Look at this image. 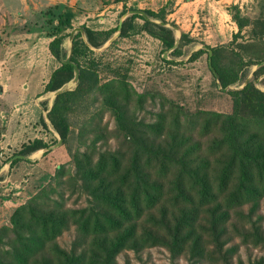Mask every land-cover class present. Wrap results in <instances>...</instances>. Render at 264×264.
Masks as SVG:
<instances>
[{
  "label": "trees",
  "instance_id": "16d2710c",
  "mask_svg": "<svg viewBox=\"0 0 264 264\" xmlns=\"http://www.w3.org/2000/svg\"><path fill=\"white\" fill-rule=\"evenodd\" d=\"M145 12L165 24L132 14L120 30L119 26L107 30L83 26L84 31L75 34L71 59L80 67L79 82L55 97L48 118L67 143L70 115L98 91L116 119L111 135L118 146L115 150L87 146L73 153L71 172L66 165L58 168L57 177L66 189L88 196L86 206L69 207L45 189L20 205L10 225L0 228V264H113L125 250L151 247H164L173 256L187 255L192 263L233 264L237 247L228 246L232 238L264 246L262 225L253 217L264 198V90L256 85L261 77L264 84V17L253 19L233 5L230 14L238 31L228 44L208 46L210 68L217 72L222 89L239 82L247 66L259 65L242 88L228 89L231 112L190 110L162 97L154 120L145 121L130 113L133 104L143 107L145 93L125 78L101 82L99 63L89 56L92 47H101L116 31L120 37L129 36L136 18L144 20L141 29L159 39L164 52L170 50L176 33L166 25V7ZM73 17L72 10L61 13L47 33L52 38L49 49L61 64L44 93L62 88L75 76L63 49ZM248 26V38L238 41ZM194 42L183 32L171 54L181 56L183 47ZM203 53L209 56L208 49L200 48L188 60ZM48 146L35 139L17 154L30 155ZM71 227L78 238L68 250L57 239ZM251 264H264V259Z\"/></svg>",
  "mask_w": 264,
  "mask_h": 264
},
{
  "label": "rangeland",
  "instance_id": "374dc122",
  "mask_svg": "<svg viewBox=\"0 0 264 264\" xmlns=\"http://www.w3.org/2000/svg\"><path fill=\"white\" fill-rule=\"evenodd\" d=\"M130 2V0H0V60L7 59L5 62L3 60L4 68L1 67L3 63L0 61V74L5 70V74L8 75H19L23 78L29 75V79H32L35 85L45 84L52 70L61 64L47 48L50 39L47 33L57 25L61 13L66 10H72L74 13L73 26L67 30L69 34L73 29L83 26L95 30H107L116 28L121 20L124 21L132 15L129 13L131 10L137 9ZM233 5L228 8L229 12ZM240 8L244 15L253 19L264 17V0H250ZM222 22L224 23L222 33L208 38H204V34L197 36L196 42L183 47L181 56L168 53L166 59L171 60L169 62L164 60L163 45L141 29L144 23L141 18L134 20L135 28L129 36L120 37L119 31H116L101 47H92L94 52L89 56L99 63L98 73L101 82L113 78H125L139 93H145L146 101L143 107L138 108L133 104L130 109V113L138 119L153 121L155 113L159 111L162 97L182 103L190 110L231 112L233 101L227 92L228 89L242 88L246 82L253 79V73L259 65L247 66L243 71L242 79L225 90L220 88L219 81L210 68L208 53H203L194 61L188 60L191 54L201 47L228 44L232 40L238 28L232 32L226 14L222 15ZM250 28L251 26H248L244 29L243 36L238 38V41L248 38ZM175 33L180 35L179 32L175 31ZM83 37L87 41L85 33ZM67 43H71L69 35L65 38L63 46L66 57L70 51ZM261 79L262 77L256 80V85L264 90ZM4 82L5 77L0 76V88ZM77 84L71 80L63 87L74 89ZM20 89H23L22 85ZM92 96L94 98H90L91 102L79 106L70 115L69 139L67 143L62 141L58 145V140L55 141V138L58 139L60 135L53 125L50 123L52 132H48L45 128L43 130L40 118L38 120L40 113L43 112L37 111L36 123L35 120H31L26 124L28 128L25 135L19 140L13 137L5 139L2 135L7 125L2 122L5 118H1L0 112L1 164L4 165L8 158L17 154L24 141H32L39 133H43L42 136L49 146L53 145L51 149L44 151L43 156L40 154L42 159L36 170L31 169L26 174L29 177L26 178L24 175L20 180L13 179L4 183L1 195L8 200V204L4 211L0 210V228L3 225H10L14 211L43 189L46 192H53L50 195L54 199L58 198L69 207H83L89 203L86 194L79 195L78 192L72 194L73 188L66 189V185L62 184L63 179L57 177V170L61 165H66L68 172H71L75 167L73 153L78 150L84 151L87 146H94L100 150H115L118 146L117 138L111 135L116 127L114 115L104 106L101 93L97 91ZM54 97V92L44 95L41 106L44 116L48 114V108ZM12 141L14 145L16 143L13 149L15 151L7 148V143ZM15 171L10 170V176ZM30 175L35 176L30 177ZM245 211L248 209L245 208ZM253 217L260 221L264 231V198ZM77 238L75 228L71 227L58 237L57 242L61 247L69 250ZM228 246L237 247L232 258L233 264H251V261L264 259L262 245L246 244L241 238L234 237L229 241ZM81 249L79 248L78 251ZM113 264L207 263L203 260L192 263L187 255L173 256L164 247H151L139 251L125 250L116 257Z\"/></svg>",
  "mask_w": 264,
  "mask_h": 264
},
{
  "label": "crops",
  "instance_id": "0c3cea01",
  "mask_svg": "<svg viewBox=\"0 0 264 264\" xmlns=\"http://www.w3.org/2000/svg\"><path fill=\"white\" fill-rule=\"evenodd\" d=\"M130 1H131L130 4H132L135 8H137L133 10H143L144 12L145 10L158 12L163 7H166L167 10L166 17L168 21L166 25L173 28L176 32H179L180 36L184 32V33H188L191 37L196 39L197 36L202 34L205 35L204 38H208L211 35L214 34L218 35L220 32L222 33L224 26V23L222 22L223 14H226L227 18L229 19V24H228L229 28L232 30V32H235L238 27L237 24L233 21L232 16L229 14L230 12L228 8L232 4L242 7L244 4H247L250 0H130ZM148 20L157 23L162 22L161 20L153 18L151 16H149ZM172 25L174 27H172ZM118 26H120V23ZM146 34L149 35L147 32ZM149 36L160 42L159 39L154 38L151 35ZM51 39L52 38L49 39V43ZM49 43L47 47L48 49H49ZM68 45L71 49V43L70 44L68 43ZM3 60L5 62L7 59L1 58L0 60L1 63H3ZM1 67L4 68V63L1 65ZM55 69H53L52 72ZM52 72L50 73V76ZM5 73L6 71L4 70V73L2 71L0 74L1 77H5V82L3 83L2 88H0V92H1L0 112L2 116L1 118H5L2 119V122H5L7 125L6 128L2 131V135L5 137V139H9L13 137L15 140H19L20 138H22L25 135V132L28 128L26 127V124H29L31 120H35L36 123V118L38 116L37 111L39 113L40 111L43 112L40 113L38 117V120L40 118V123L43 126V130L45 128L46 131L52 132V128L50 126L51 122L48 119V114L44 116V111L41 110L42 101H44V95L49 93V92L44 93V88L47 82L49 81L50 77L45 84H40V86H37L32 82L33 81L32 79H29L30 78L29 75L23 78L19 75H11V74L8 75ZM21 85L23 86V89H20ZM52 99H55V97ZM53 103L54 100L50 104L48 108V112L51 109ZM43 119L45 120L47 126L44 125ZM42 135L43 133L41 134L39 133V135L36 136L32 141H34L35 139H43L45 142H47L44 139V136ZM26 141H24L22 147L24 144H28L32 142V141L29 142ZM15 146L16 143L14 145L13 141L12 143H7L8 150L10 149L13 150ZM43 149L44 148L39 149L30 155H25L26 158L25 157L14 158L20 154L12 155L10 158H8L7 162L4 165L1 164L2 157L0 155V210L4 211L5 207L8 204V200H6V198H3L2 197L3 195H1L2 194L1 190L2 187L4 186V183L7 182L8 180L12 181L13 179L20 180L23 178L24 175L28 174L31 169L36 170V166L39 165V161L42 159V156L44 154V152H42ZM16 159H20V161H18L15 164H12ZM12 169L16 171L12 176H10V170ZM27 176L29 177V175H26V178ZM31 176H35V175H30V177Z\"/></svg>",
  "mask_w": 264,
  "mask_h": 264
},
{
  "label": "water",
  "instance_id": "95a60500",
  "mask_svg": "<svg viewBox=\"0 0 264 264\" xmlns=\"http://www.w3.org/2000/svg\"><path fill=\"white\" fill-rule=\"evenodd\" d=\"M130 13H131V14H140V15L144 16L145 18L149 19V16H148L143 10H132V11H130ZM122 22H123V20L120 21L119 30H120V28H121ZM160 23H161V24H165L164 22H160ZM172 27H174V26L172 25ZM83 31H84L83 27H77V28L73 29V31L70 33L69 38H70V41H71V49H70V53H69V55H68L67 58L65 59V62H66V63H69V64L73 65V67H74V70H75V76H74V78L72 79V81L75 82V83H78V82H79V78H80V67H79V65H78L76 62L72 61V59H71L72 52H73V44H72V41H73L74 36H75V34H76L77 32H83ZM179 42H180V35H177V36H176V41H175L174 46H173L170 50H167V51L164 52V57H165V58H166V55H168V53L174 51V50L178 47ZM204 49H208V51H209V63H210V65H211L212 49H210L208 46H204ZM262 64H264V63H262ZM214 73L216 74V77H217V79H218V81H219V76H218L217 72L214 71ZM246 83H247V82H246ZM246 83H245V84H246ZM220 88H222L221 85H220ZM224 89L226 90V89H228V87H227V88H224ZM65 90H67V89L64 88V87H62V88H60V89L54 91V96L56 97L59 93L65 91ZM62 141H63L62 137L59 136V137H58L57 145L60 144V143H62ZM52 147H53V145H52V146H49V147H46V148H44V149L42 150V152H44V151H46V150H49V149H51ZM17 157H25V158H26L25 155H17V156L14 157V158H17Z\"/></svg>",
  "mask_w": 264,
  "mask_h": 264
}]
</instances>
